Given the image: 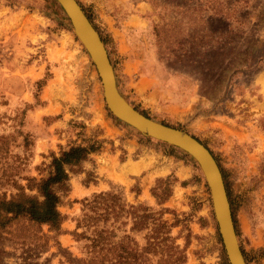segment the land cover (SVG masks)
I'll return each mask as SVG.
<instances>
[{"label":"rangeland","instance_id":"374dc122","mask_svg":"<svg viewBox=\"0 0 264 264\" xmlns=\"http://www.w3.org/2000/svg\"><path fill=\"white\" fill-rule=\"evenodd\" d=\"M77 1L121 95L211 151L245 261L264 264V0ZM103 94L57 0H0V264H230L197 160ZM72 147L60 222L8 212Z\"/></svg>","mask_w":264,"mask_h":264},{"label":"water","instance_id":"95a60500","mask_svg":"<svg viewBox=\"0 0 264 264\" xmlns=\"http://www.w3.org/2000/svg\"><path fill=\"white\" fill-rule=\"evenodd\" d=\"M57 2L65 9L77 37L96 66L108 109L115 117L135 126L141 133L179 147L198 161L210 189L214 215L229 263L247 264L237 238L223 175L211 151L193 135L155 121L132 106L119 92L104 42L78 1Z\"/></svg>","mask_w":264,"mask_h":264},{"label":"trees","instance_id":"16d2710c","mask_svg":"<svg viewBox=\"0 0 264 264\" xmlns=\"http://www.w3.org/2000/svg\"><path fill=\"white\" fill-rule=\"evenodd\" d=\"M85 154H87V151L84 148L72 147L69 151L63 152L61 157L55 158L52 162L54 169L53 173L40 183L39 189L43 198L40 201L35 202H28L26 199L20 201H10L8 203V212H12L17 215L24 213L32 220L57 225L61 220V215L57 210L59 198L50 189V186L52 184L64 183L66 181L68 175L63 168V164L70 163L68 157L76 156V159L80 160ZM109 194L110 193L95 195L94 200Z\"/></svg>","mask_w":264,"mask_h":264},{"label":"bare ground","instance_id":"6f19581e","mask_svg":"<svg viewBox=\"0 0 264 264\" xmlns=\"http://www.w3.org/2000/svg\"><path fill=\"white\" fill-rule=\"evenodd\" d=\"M65 10V9H64ZM66 12V11H65ZM68 15V14H67ZM71 21V20H70ZM72 23V22H71ZM73 25V24H72ZM74 27V26H73ZM75 30V29H74ZM96 67V66H95ZM101 79V78H100ZM102 81V80H101ZM102 85H103V83H102ZM104 91V90H103ZM103 96H104V94H103ZM105 99V98H104ZM106 102V101H105ZM135 127V126H134ZM198 162V161H197ZM133 168V167H132ZM205 176V175H204ZM206 178V177H205Z\"/></svg>","mask_w":264,"mask_h":264}]
</instances>
